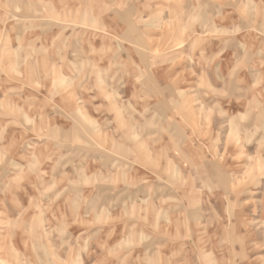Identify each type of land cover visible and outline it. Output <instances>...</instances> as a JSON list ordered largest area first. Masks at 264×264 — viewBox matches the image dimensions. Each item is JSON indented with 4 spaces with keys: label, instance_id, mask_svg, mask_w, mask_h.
<instances>
[{
    "label": "rangeland",
    "instance_id": "rangeland-1",
    "mask_svg": "<svg viewBox=\"0 0 264 264\" xmlns=\"http://www.w3.org/2000/svg\"><path fill=\"white\" fill-rule=\"evenodd\" d=\"M0 264H264V0H0Z\"/></svg>",
    "mask_w": 264,
    "mask_h": 264
}]
</instances>
